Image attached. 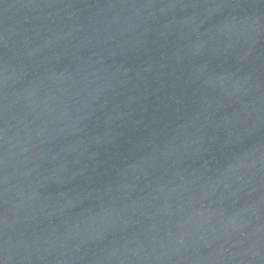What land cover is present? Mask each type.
Segmentation results:
<instances>
[{"label": "water", "instance_id": "1", "mask_svg": "<svg viewBox=\"0 0 264 264\" xmlns=\"http://www.w3.org/2000/svg\"><path fill=\"white\" fill-rule=\"evenodd\" d=\"M95 0H0V190L34 112Z\"/></svg>", "mask_w": 264, "mask_h": 264}]
</instances>
